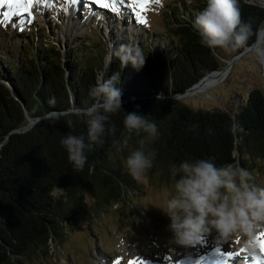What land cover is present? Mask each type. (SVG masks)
<instances>
[{
	"label": "trees",
	"instance_id": "16d2710c",
	"mask_svg": "<svg viewBox=\"0 0 264 264\" xmlns=\"http://www.w3.org/2000/svg\"><path fill=\"white\" fill-rule=\"evenodd\" d=\"M203 4L204 0H185L176 6L175 15L166 17L169 48L163 50L157 37L134 44L132 48L146 57L139 71L125 67L115 55L121 46L131 47L126 40L113 50L107 43L63 49L51 40L39 41L36 26L19 35L18 47L27 52L0 61V264H25L28 256L46 254L52 241L60 245L68 216L81 206L80 196L70 194L72 188L81 192L93 181L96 188L91 193L103 205L123 201L125 190L136 187L128 172L108 163V155L127 136L123 119L129 112L156 122L159 137L149 148L155 152L153 166L160 172L196 158L211 159L218 167L238 162L249 171L261 165L264 169V159L260 161L264 158V86L252 89L235 111L192 108L173 98L209 72L220 70L227 60L221 48L201 45L191 26ZM239 7L242 21L252 26L244 44L250 45L264 21V7L258 0H239ZM11 33L7 29L6 34ZM42 36L49 39L47 32ZM236 50L231 58L243 46ZM113 75L122 91V109L109 121L116 126L115 135L106 134L103 144L94 145L84 169L77 171L60 140L69 133L86 136L87 124L76 111L60 112L90 105V88ZM160 94L163 99L157 100ZM26 112L32 117L57 113L39 119L25 132L10 133L27 123ZM139 139L133 136L127 142L137 148ZM123 145L124 149L127 144Z\"/></svg>",
	"mask_w": 264,
	"mask_h": 264
},
{
	"label": "rangeland",
	"instance_id": "374dc122",
	"mask_svg": "<svg viewBox=\"0 0 264 264\" xmlns=\"http://www.w3.org/2000/svg\"><path fill=\"white\" fill-rule=\"evenodd\" d=\"M71 1H76L74 13L68 8L69 0H47L46 4L35 5L31 13H25L22 7L15 5L0 7V61L6 62L27 52L26 48L18 47L21 45L18 37L21 33L28 34V27L33 26L38 29L39 41L51 40L54 44H62L63 49L79 43H107L113 50L115 45L123 44L125 40L134 47L142 38L145 40L147 37L150 42L151 38L157 37V41L161 39L160 47L164 50L171 46L166 35L170 29L166 17L170 18V13L175 15L176 6L185 0H160V3L150 0L143 13L147 19L145 24L136 21L127 2L117 0L119 12H113L96 5L94 0ZM5 12L7 17L3 15ZM7 29L12 30L10 35L6 34ZM46 32L49 39L42 36ZM219 52L229 60L237 50L221 48ZM104 58L108 62L110 56ZM263 60L258 50H251L233 58L230 67H226V61H223L219 67L225 71L222 77L205 88H193L178 100L192 108L235 111L246 101L252 89L263 88ZM124 143L125 138L108 155V163L128 172L125 161L135 147L126 142L123 149ZM250 172L254 183L264 187L262 165ZM133 180L136 187L125 190L123 201H110L103 205L97 203L91 193L96 188L93 181L81 192L70 187L71 195L80 196L81 206L68 216L69 221L59 237L60 245L52 241L46 254L28 256L24 259L25 264H116L117 261L119 264H264V252L260 248L264 236L261 235L258 258L244 254L239 237L223 245L214 243V235L190 249L173 245L167 230L169 219L159 209L164 190L172 183L170 172H160L153 166L139 180ZM56 194L61 193L57 191ZM208 258L209 261L205 262Z\"/></svg>",
	"mask_w": 264,
	"mask_h": 264
},
{
	"label": "clouds",
	"instance_id": "9594fccd",
	"mask_svg": "<svg viewBox=\"0 0 264 264\" xmlns=\"http://www.w3.org/2000/svg\"><path fill=\"white\" fill-rule=\"evenodd\" d=\"M191 26L201 45L209 49L240 48L252 32L251 23L241 19L239 0H204ZM115 55L125 67L131 66L136 71L146 62L139 48L121 46ZM117 79L113 75L98 81L89 90L92 103L76 109L87 124L86 136L69 133L60 140L77 171L84 169L87 153L94 145L103 144L106 134L115 135L116 126L109 121L122 109V91ZM156 99L163 97L160 94ZM49 103L54 104L55 100ZM147 117L133 111L123 119L125 143L133 136L140 137L138 147L125 161L129 175L136 180L153 167L155 152L149 145L159 137L156 122ZM170 178L172 183L164 190L159 209L169 219L167 230L173 245L190 249L210 235H214V243L218 245L239 237L244 254L260 257L258 237L264 233V187L254 183L247 168L238 162L218 167L211 159H186L171 165Z\"/></svg>",
	"mask_w": 264,
	"mask_h": 264
},
{
	"label": "snow or ice",
	"instance_id": "6c2138e0",
	"mask_svg": "<svg viewBox=\"0 0 264 264\" xmlns=\"http://www.w3.org/2000/svg\"><path fill=\"white\" fill-rule=\"evenodd\" d=\"M120 2H127V7L131 10L137 22L141 24L147 23V19L144 17L143 13L147 10L150 0H120ZM155 2L160 3V0H155ZM46 3L47 0H0V7L7 5L9 8H11L15 5L22 7L25 13H31L35 5ZM94 3L110 11L119 12V9L116 7L117 0H94ZM3 15L7 17L8 13L5 12ZM260 235L264 236V233ZM259 240L260 237H258V241ZM260 248L261 251L264 252V241L260 242ZM229 255H231V253H229ZM116 264H119V262L117 261Z\"/></svg>",
	"mask_w": 264,
	"mask_h": 264
},
{
	"label": "water",
	"instance_id": "95a60500",
	"mask_svg": "<svg viewBox=\"0 0 264 264\" xmlns=\"http://www.w3.org/2000/svg\"><path fill=\"white\" fill-rule=\"evenodd\" d=\"M259 2L264 7V0H259ZM263 26H264V24L262 23L257 28L256 37H255V40L253 41V43L250 44V45H243V50H241V52L238 53L237 55H235L233 58H238V57L242 56L244 53L249 52V51L254 49L258 39H261L260 31L263 30ZM263 37H264V34H263ZM233 58H231L229 60H225L226 61V67H230L232 65ZM263 62H264V60H263ZM214 71H220V70H214ZM214 71H212V72H214ZM263 71H264V63H263ZM210 73L211 72H209L208 74L204 75L200 80L195 82L193 85H191L189 88H187L184 92L174 95L173 98L180 99L181 97L185 96L189 89H191L192 87H194V86L198 85L200 82H202V80L205 79ZM71 111H76V110L70 107L68 110L61 111L60 113H66V112H71ZM56 113L57 112H52V113L45 114L43 116L32 117L26 112L27 123L25 125H23L22 127L13 129L10 133H22V132H25V131L29 130L39 119L47 117L50 114H56ZM7 137H8V135H6L5 139H7Z\"/></svg>",
	"mask_w": 264,
	"mask_h": 264
},
{
	"label": "bare ground",
	"instance_id": "6f19581e",
	"mask_svg": "<svg viewBox=\"0 0 264 264\" xmlns=\"http://www.w3.org/2000/svg\"><path fill=\"white\" fill-rule=\"evenodd\" d=\"M64 2V1H63ZM63 2H61V4H63ZM75 2L76 1H71V0H69V6H68V8H69V10L71 11V12H73L74 13V11H75V8L73 7V5H75ZM70 14V13H69ZM69 18V17H68ZM71 19H73L72 18V16H71ZM263 24H264V22H263ZM74 28V27H73ZM260 37H261V39H258V41H257V43H256V45H255V47H254V49L253 50H258L259 52H260V55L262 56V59L264 58V44H263V41H264V37H263V34H264V26H263V30H261L260 31ZM223 72H225L224 70H220V71H214V72H211L205 79H203L202 80V82H200L198 85H196V86H194V87H192L191 89H189L188 91H187V94H189V91L190 90H192L193 88H195V89H201V88H205V87H207L208 85H210L212 82H214V81H216L218 78H220V77H222L223 75H224V73ZM194 89V90H195ZM193 93V92H192ZM209 260V258L207 259V261ZM262 261L264 262V259H262ZM247 264V263H246ZM248 264H252V263H249L248 262ZM255 264V263H254ZM261 264V263H260Z\"/></svg>",
	"mask_w": 264,
	"mask_h": 264
}]
</instances>
